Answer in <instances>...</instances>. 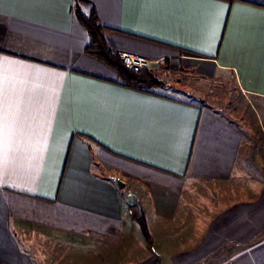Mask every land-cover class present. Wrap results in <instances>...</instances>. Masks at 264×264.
<instances>
[{
  "label": "crops",
  "instance_id": "crops-1",
  "mask_svg": "<svg viewBox=\"0 0 264 264\" xmlns=\"http://www.w3.org/2000/svg\"><path fill=\"white\" fill-rule=\"evenodd\" d=\"M76 5L162 85L86 55ZM0 57V264H264V0H0Z\"/></svg>",
  "mask_w": 264,
  "mask_h": 264
},
{
  "label": "trees",
  "instance_id": "trees-1",
  "mask_svg": "<svg viewBox=\"0 0 264 264\" xmlns=\"http://www.w3.org/2000/svg\"><path fill=\"white\" fill-rule=\"evenodd\" d=\"M231 2V0H225ZM74 13L80 24L84 26L88 33V43L85 48L86 55L97 59L98 61L106 64L109 68L116 72L118 79L121 80L120 84L124 87L141 92H149L162 83L157 80L154 74L149 71L134 72L129 71L113 53L108 49L104 41L102 27L99 25L97 15L94 10L89 14H85L80 9L79 5L74 7ZM138 225L142 235L149 246L154 245V239L149 231L148 222L144 214L138 219Z\"/></svg>",
  "mask_w": 264,
  "mask_h": 264
},
{
  "label": "rangeland",
  "instance_id": "rangeland-1",
  "mask_svg": "<svg viewBox=\"0 0 264 264\" xmlns=\"http://www.w3.org/2000/svg\"><path fill=\"white\" fill-rule=\"evenodd\" d=\"M184 64H177L178 67L180 66H183ZM185 69V68H184ZM186 72V77L184 78L182 74H179L178 77L183 81H185V83L183 82H179V80L177 79L176 80V84L177 85H180L181 87L184 86V84H186V86L192 88L193 86V82L191 81V78L188 77V73L187 71H184ZM166 84L167 81H164ZM202 84V83H201ZM228 82L227 83H214L211 88H210V94H205L204 97H202L203 99H206L207 100V103L210 104V105H214L213 106V109L217 112L220 113L221 110H224L225 111V114H229L232 116V121L234 123V126L238 127L240 125V127H242L243 124L241 123H238L237 122V116L238 114L237 113H240V117H243L245 115L242 114V112H249V109H247V105L245 103H240L238 105L237 102H232L233 100L236 101V96H239L240 92H237L236 90L233 91V89L228 86ZM203 85V84H202ZM209 85L210 84H206V87L209 88ZM162 92L164 93H167V94H171V95H177V96H180V93H177L176 91H173V90H170L168 88H161ZM232 102V103H231ZM262 105L264 106V104L260 103L257 105L258 108H262ZM260 117H263V115H260ZM253 165V164H251ZM134 191L136 189L133 188V185H129L124 189V191ZM125 191V192H126ZM132 197L134 195H131ZM131 198V197H130ZM134 204V207L136 208V210L140 213L139 215V218L141 217L142 214V209L140 208L139 206V203H133ZM145 215V214H144ZM149 246V245H148ZM150 247V246H149ZM30 249H32V247H30ZM40 248L38 249H33V251H31V254L36 258H38V260H43V257H41L43 255V249L44 248H41L42 250L40 251L39 250ZM41 257V258H40Z\"/></svg>",
  "mask_w": 264,
  "mask_h": 264
},
{
  "label": "built area",
  "instance_id": "built-area-1",
  "mask_svg": "<svg viewBox=\"0 0 264 264\" xmlns=\"http://www.w3.org/2000/svg\"><path fill=\"white\" fill-rule=\"evenodd\" d=\"M116 56L129 71L142 72L150 67V60L139 54L119 52ZM128 212L132 214L131 209Z\"/></svg>",
  "mask_w": 264,
  "mask_h": 264
},
{
  "label": "snow or ice",
  "instance_id": "snow-or-ice-1",
  "mask_svg": "<svg viewBox=\"0 0 264 264\" xmlns=\"http://www.w3.org/2000/svg\"><path fill=\"white\" fill-rule=\"evenodd\" d=\"M188 2L205 3V2H210V0H188ZM219 7L223 8L224 6L219 5ZM4 73H5V59L3 57H0V97H2Z\"/></svg>",
  "mask_w": 264,
  "mask_h": 264
},
{
  "label": "water",
  "instance_id": "water-1",
  "mask_svg": "<svg viewBox=\"0 0 264 264\" xmlns=\"http://www.w3.org/2000/svg\"><path fill=\"white\" fill-rule=\"evenodd\" d=\"M113 182L119 190H123L127 185V183L119 177H114Z\"/></svg>",
  "mask_w": 264,
  "mask_h": 264
}]
</instances>
